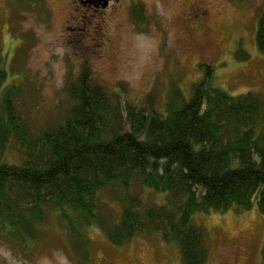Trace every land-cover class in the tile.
I'll use <instances>...</instances> for the list:
<instances>
[{"label":"trees","instance_id":"trees-1","mask_svg":"<svg viewBox=\"0 0 264 264\" xmlns=\"http://www.w3.org/2000/svg\"><path fill=\"white\" fill-rule=\"evenodd\" d=\"M140 7L133 13L143 19ZM257 43L264 50V8ZM200 67L191 96L176 87L161 110L151 97L142 106L124 93L111 98L84 65L69 87L70 110L37 134L15 106L17 89L7 88L16 85L3 87L0 132L15 155L0 158L3 236L35 240L54 211L75 252L83 228L98 224L115 244L160 233L179 247L180 264H206L209 245L196 212L246 210L256 202L264 214V96L231 94L213 64ZM140 186L167 192L166 202L145 201ZM105 191L122 205L113 221L103 210Z\"/></svg>","mask_w":264,"mask_h":264},{"label":"rangeland","instance_id":"rangeland-1","mask_svg":"<svg viewBox=\"0 0 264 264\" xmlns=\"http://www.w3.org/2000/svg\"><path fill=\"white\" fill-rule=\"evenodd\" d=\"M124 1L106 11L105 22L67 25L65 10L52 0H0V92L9 83L17 86L7 88L17 89L15 106L34 133L70 110L69 87L84 65L111 98L124 93L142 106L151 97L161 110L176 87L191 96L203 76L201 61L215 66L219 85L229 93L264 96V50L257 43L264 0ZM193 2L207 10L202 29L185 25ZM136 4L147 7L143 19L133 13ZM12 146L0 132L1 159L15 158ZM139 189L147 202H166L167 192ZM102 199L107 218L118 219L121 203L108 191ZM193 218L206 232V264H264V214L256 202L250 209L196 212ZM82 232L79 254L54 211L26 243L0 229V264H180L179 247L160 233L142 232L115 244L98 224Z\"/></svg>","mask_w":264,"mask_h":264},{"label":"flooded vegetation","instance_id":"flooded-vegetation-1","mask_svg":"<svg viewBox=\"0 0 264 264\" xmlns=\"http://www.w3.org/2000/svg\"><path fill=\"white\" fill-rule=\"evenodd\" d=\"M124 0H52L54 6H60L65 10L64 22L65 24H77L91 21H106V11L115 9L118 5L122 6ZM145 15L147 14V7L141 6ZM207 10L198 2L190 4L189 11H187V18L189 25H185L191 29H202L205 26V16ZM187 18L185 21H187Z\"/></svg>","mask_w":264,"mask_h":264}]
</instances>
